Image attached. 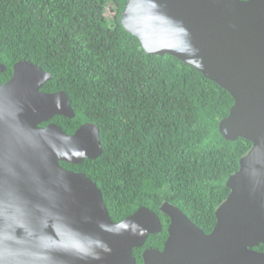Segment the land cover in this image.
I'll return each instance as SVG.
<instances>
[{"label": "water", "instance_id": "1", "mask_svg": "<svg viewBox=\"0 0 264 264\" xmlns=\"http://www.w3.org/2000/svg\"><path fill=\"white\" fill-rule=\"evenodd\" d=\"M120 21L146 53L170 54L230 92L219 131L252 142L226 182L213 230L164 201L167 239L144 249L143 263L264 264L255 249L264 244V0H128ZM51 77L20 60L0 82V264H137L134 249L162 230L161 217L141 206L113 221L97 183L61 165L96 159L103 145L92 122L72 134L41 125L75 116L65 91L41 90Z\"/></svg>", "mask_w": 264, "mask_h": 264}, {"label": "trees", "instance_id": "2", "mask_svg": "<svg viewBox=\"0 0 264 264\" xmlns=\"http://www.w3.org/2000/svg\"><path fill=\"white\" fill-rule=\"evenodd\" d=\"M127 1L0 0V82L17 61L36 63L52 75L41 90H64L76 113L53 120L68 134L88 122L100 127L98 158L61 165L97 183L113 221L141 206L159 214L162 230L134 249L144 264V249H162L168 236L164 201L213 230L226 182L252 142L219 131L235 102L230 92L170 54L145 52L121 24Z\"/></svg>", "mask_w": 264, "mask_h": 264}, {"label": "flooded vegetation", "instance_id": "3", "mask_svg": "<svg viewBox=\"0 0 264 264\" xmlns=\"http://www.w3.org/2000/svg\"><path fill=\"white\" fill-rule=\"evenodd\" d=\"M64 91V90H63ZM69 99H70V97H69ZM70 105H71V107H72V104H71V100H70ZM73 109V108H72ZM74 110V109H73ZM75 112V111H74ZM75 115H76V113H75ZM56 116H63V115H55V116H53V117H51L50 119H49V121H47V122H44L43 124H48V123H51V122H54V123H56L53 119L56 117ZM63 117H65V116H63ZM75 117V116H74ZM66 118H68V117H66ZM43 124H41L42 126H45V125H43ZM58 124V123H57Z\"/></svg>", "mask_w": 264, "mask_h": 264}, {"label": "rangeland", "instance_id": "4", "mask_svg": "<svg viewBox=\"0 0 264 264\" xmlns=\"http://www.w3.org/2000/svg\"><path fill=\"white\" fill-rule=\"evenodd\" d=\"M112 11V5H108L106 9V14H109Z\"/></svg>", "mask_w": 264, "mask_h": 264}, {"label": "bare ground", "instance_id": "5", "mask_svg": "<svg viewBox=\"0 0 264 264\" xmlns=\"http://www.w3.org/2000/svg\"><path fill=\"white\" fill-rule=\"evenodd\" d=\"M46 125H47V124H46ZM46 125H45V126H46Z\"/></svg>", "mask_w": 264, "mask_h": 264}]
</instances>
